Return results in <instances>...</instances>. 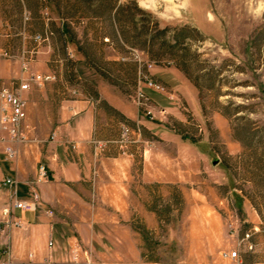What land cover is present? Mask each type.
Listing matches in <instances>:
<instances>
[{"label":"rangeland","instance_id":"rangeland-1","mask_svg":"<svg viewBox=\"0 0 264 264\" xmlns=\"http://www.w3.org/2000/svg\"><path fill=\"white\" fill-rule=\"evenodd\" d=\"M20 1L29 13L24 15L25 30L39 33L40 20L53 18L64 22L69 35L65 40L62 34L48 39L41 34L39 41L1 40L7 53L0 56V87L17 89L34 74L53 77L26 100L32 118L41 124L38 117L69 99L73 90L97 95L102 79L117 88L147 125L132 127L125 120L124 127L135 134L151 128L154 132L147 138L159 148L166 171L183 176L181 183L148 186L143 203L150 206L158 225L148 228L136 215L135 247H101L103 262L129 264L144 255L156 264H199L211 257L216 230L232 240L235 227L246 219L243 210L251 206L264 228V0H108L128 7L134 3L149 14L151 18L136 15L138 28L143 20L169 29L163 40L148 48L137 42L134 48L119 37L110 39L114 28L102 16L108 2L102 6L80 0H0L8 31L19 30ZM198 5L206 12L202 20L208 18L211 24L207 35L190 24ZM29 17L34 20L28 21ZM182 28L185 42L172 48L171 37ZM39 42L42 53L37 56L31 51ZM132 51L144 64H152L147 74L162 92L138 83L139 66ZM137 92L147 99L145 105L137 104ZM36 130L46 131L39 125ZM130 141L134 142L129 137ZM213 160L218 161L216 166ZM1 165L0 158V169ZM67 234L78 239L60 230V240ZM54 246L47 241L51 254ZM63 250L66 255L86 251L91 260L94 257L91 249L77 243Z\"/></svg>","mask_w":264,"mask_h":264},{"label":"crops","instance_id":"crops-1","mask_svg":"<svg viewBox=\"0 0 264 264\" xmlns=\"http://www.w3.org/2000/svg\"><path fill=\"white\" fill-rule=\"evenodd\" d=\"M19 9L22 12L19 30L11 32L8 31L10 25L0 7V41L13 38H39V41L41 34L44 39L62 34L65 40L62 20L58 24L53 18H40L39 33H31L24 29L27 25L24 15L29 13L23 9L22 1ZM205 13L204 7L198 5L191 15L190 24L207 35L211 24L208 18L202 20ZM33 20L30 17L28 19L31 22ZM39 46L40 42L36 51L32 50L31 53L41 55L42 49ZM6 53L0 47V56ZM156 78H160L159 75ZM50 83L42 87H30L23 93L24 98L27 100L34 91ZM97 83V97L84 89L73 90L69 99L60 100L38 117L41 124L34 121L27 103L26 123L30 128V136L37 139V142L18 145V156L14 161L5 160L2 153L5 143H0V263L84 264L83 257L74 262L71 255L63 254V249L72 248L77 243L81 248L91 249L94 253L91 260L93 264H108L103 262V254L98 249L107 246L134 248L132 222L136 215L144 218L148 228L155 229L158 225V218L148 210L150 206L143 203L148 194V186L182 182V173L166 171L167 163L161 161L157 154L159 148L147 138L154 131L145 127L135 134L132 129L134 125H147L129 106L126 98L104 80L100 79ZM125 120L130 121V138L134 142L122 145L119 140ZM36 125L46 131L38 134ZM113 126L116 129L112 132ZM52 134L53 140L50 139ZM2 137L5 139L4 135ZM40 163L45 165L48 178L36 188L39 197L37 210L33 213L14 212L21 228L4 225L1 210L9 203L10 189L3 186L2 181L6 178L15 179L18 183L17 199L29 200V184L35 178ZM243 211L246 219L235 227L237 234L234 238L225 240L222 238L224 233L216 230L217 240L210 247L211 257L206 261L200 260L199 264H232L222 258V254L236 248L239 250L241 264H264V228L252 206ZM60 230L72 232L78 239L67 234L64 241H61L58 235ZM245 235H249V240L241 243ZM48 240L55 244L52 254L47 249ZM249 244L252 249H248ZM156 263L143 255L129 264Z\"/></svg>","mask_w":264,"mask_h":264},{"label":"built area","instance_id":"built-area-1","mask_svg":"<svg viewBox=\"0 0 264 264\" xmlns=\"http://www.w3.org/2000/svg\"><path fill=\"white\" fill-rule=\"evenodd\" d=\"M27 20V19H26ZM39 38H37L38 40ZM132 57L139 66L138 69V83L144 84L147 88L162 92L163 88L156 84L147 74L152 68V64H144L140 59V55L137 51H132ZM125 61L124 59H122ZM54 78L51 76L31 75L26 81L21 82L17 89H10L6 87H0V143H5L3 146V156L6 161H14L18 156L16 147L18 145H26L37 142V139L32 138L29 134L30 128L26 123V106L27 101L23 96L24 92H27L31 85L36 87H42L45 83L52 81ZM137 104H146L147 99L142 95L141 92H137ZM141 101L143 103H141ZM147 115L151 113L147 111ZM130 130L123 128L120 136V143L127 144L129 142ZM5 136V139L2 137ZM54 139V134L50 137ZM98 149L101 150V147ZM48 174L45 165L38 164L36 168V175L32 182L29 184L30 188V199L29 200H18L17 199V188L18 183L15 179L6 178L2 181V185L10 189L9 203L1 210V221L4 225L21 228V223L14 216V212L19 211L21 213H33L37 210L39 205V197L36 192L38 185L43 184L47 181ZM51 215V213H48ZM249 235H245L241 240V243L247 242ZM52 242L48 243V247H52ZM238 245L237 247H239ZM74 248V247H73ZM71 248V249H73ZM248 249H252L249 244ZM76 252V251H75ZM74 253V250L72 251ZM73 261L77 262L80 257L84 258V264H93L91 256L86 251L83 253L77 252L71 255ZM222 258L228 259L232 264H241L238 248L230 251L229 253H223ZM0 264H8L6 262ZM50 264H54L51 263Z\"/></svg>","mask_w":264,"mask_h":264},{"label":"trees","instance_id":"trees-1","mask_svg":"<svg viewBox=\"0 0 264 264\" xmlns=\"http://www.w3.org/2000/svg\"><path fill=\"white\" fill-rule=\"evenodd\" d=\"M83 1L86 4L92 5V4H98V5H104L107 4L104 8V13L102 14L103 17L106 18L107 21L110 22L111 26L114 28L113 36H110V39H115L116 37H119L120 40H122L124 43H127L128 45L136 47V43L142 44L145 47H152L154 45L155 40H163L162 38H165L166 34L168 33L169 29H158L157 23H151L148 24L147 21L141 20V27L138 28L136 24V15L137 16H147L148 18H151L149 14L145 13L143 10L137 7L136 4L133 3V7H128L125 5L117 4L116 1L111 3L108 0H80ZM56 5V8H59V6ZM65 29L63 34H68L69 31L67 29V26L64 25ZM185 28H182L178 33L174 34L171 37V40L173 41V45L171 47L182 45L185 42V34H184ZM71 36V35H70ZM166 45V42H162V46ZM79 49V48H78ZM81 50V49H79ZM150 54V52H148ZM181 66H178V68ZM184 72L185 70L182 69ZM93 97H97V95H93Z\"/></svg>","mask_w":264,"mask_h":264},{"label":"water","instance_id":"water-1","mask_svg":"<svg viewBox=\"0 0 264 264\" xmlns=\"http://www.w3.org/2000/svg\"><path fill=\"white\" fill-rule=\"evenodd\" d=\"M211 164H212V166H216L218 164V161L217 160H213Z\"/></svg>","mask_w":264,"mask_h":264}]
</instances>
